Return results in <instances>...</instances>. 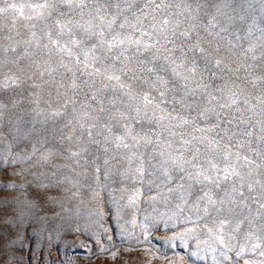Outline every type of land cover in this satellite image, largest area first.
I'll return each instance as SVG.
<instances>
[{"label":"snow or ice","instance_id":"1","mask_svg":"<svg viewBox=\"0 0 264 264\" xmlns=\"http://www.w3.org/2000/svg\"><path fill=\"white\" fill-rule=\"evenodd\" d=\"M251 9L0 0V93L30 90L33 110L62 124L53 137L0 138V264L17 259L19 230L44 203L91 188L93 148L155 177L148 200L162 218L195 225L170 239L203 231L215 264H264V27L249 24ZM8 109L0 100V120Z\"/></svg>","mask_w":264,"mask_h":264},{"label":"rangeland","instance_id":"2","mask_svg":"<svg viewBox=\"0 0 264 264\" xmlns=\"http://www.w3.org/2000/svg\"><path fill=\"white\" fill-rule=\"evenodd\" d=\"M249 2V24L264 27L260 0ZM0 100L9 105L0 120V138L6 144L22 134L53 137L62 127L59 120L46 119L45 114L33 110L30 90H7L0 93ZM86 158L94 161L88 166L91 188L81 189L74 198L59 197L61 203H44L37 219L19 230L22 244L15 246L17 259L12 264H172L178 258H182L178 264H215L219 251L206 232L197 231L184 241L170 239L195 225H182L176 218L169 221L167 215L162 218L167 209L148 200L155 190L149 191L146 181L155 177L146 173L140 179L135 175V162L130 164L120 156L105 164L104 154L94 148ZM249 258L255 257L250 254Z\"/></svg>","mask_w":264,"mask_h":264}]
</instances>
